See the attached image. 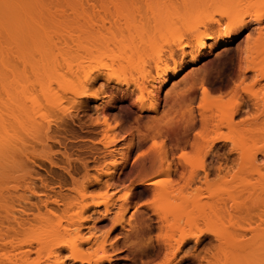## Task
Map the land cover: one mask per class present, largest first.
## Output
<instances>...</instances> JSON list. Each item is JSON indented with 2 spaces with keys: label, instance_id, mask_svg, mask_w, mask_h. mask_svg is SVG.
<instances>
[{
  "label": "rangeland",
  "instance_id": "374dc122",
  "mask_svg": "<svg viewBox=\"0 0 264 264\" xmlns=\"http://www.w3.org/2000/svg\"><path fill=\"white\" fill-rule=\"evenodd\" d=\"M82 2L76 15L72 1L45 0L47 10L29 17L35 24L13 22L0 34V161L12 175L0 185V264H264V26L250 17L259 0ZM226 9L245 21L233 42L190 66L188 52L196 51L187 49L163 86L159 72L182 51L152 68L159 105L141 112L135 83L143 65H153V49L178 42L165 20L186 34L199 17ZM243 58L256 71L238 94ZM115 71L130 86L108 83ZM90 74L100 77L80 96ZM202 86L211 92L206 100ZM244 126L251 159L216 139L240 140ZM138 181L158 183L135 187L125 201ZM111 193L110 204L94 205ZM142 200L147 208L137 211ZM73 250L91 263L73 261ZM102 255L111 261L96 263Z\"/></svg>",
  "mask_w": 264,
  "mask_h": 264
},
{
  "label": "bare ground",
  "instance_id": "6f19581e",
  "mask_svg": "<svg viewBox=\"0 0 264 264\" xmlns=\"http://www.w3.org/2000/svg\"><path fill=\"white\" fill-rule=\"evenodd\" d=\"M43 1L45 2V0H0V34L2 33V31H4L13 22H17L18 23L19 21L21 22L23 20L21 22L23 24H24V22L25 23L28 22V23L24 24L26 27H30L31 25H33L35 19L31 20L29 17L31 15H34L36 12L38 14L40 12V14H41L43 11L47 10V8H44V7H46V4ZM46 1H50V0H46ZM69 1H72V3H68V6L70 7L69 10H71L72 13L78 15V13L81 11L79 9H83L84 10V2H82L83 0L80 1V2H76V3H73L74 0H69ZM64 8H62V9H64ZM66 8H65V10H62L63 16H65L66 13H67L68 8H67V10H66ZM43 9H45V10H43ZM15 16L16 17H21L22 19H20V20L16 19V18L12 19ZM23 18L25 19V21H24ZM224 18H226L228 21L225 20ZM235 19H236V16H234V15L232 16L231 15L230 9L229 10H227V9L226 10H219L217 12L216 16H213V17H210L209 15H204V16L198 18V20H197L195 25L187 28L186 29L187 31L185 30L187 36H186V34H181V32H183V31L180 30V28L177 26L176 22L173 21V23H171V21L169 19H166L165 23L170 26L171 31L178 38V42L176 43V40H174V43H176V44H172L173 46L175 45V47H173L171 45V42L169 40H167L168 47L164 44L162 46L157 47L156 49H153L154 52L152 51L153 53H151V54H153L154 57H156V60L153 62V65H149V63L146 64L145 66L143 65L144 69L141 72L142 73L141 77L143 78V82H141V83H137L136 82L135 83V85L138 84L137 86L139 88V89L138 88H136V89H138L140 91V93H139L140 95L136 98V103H138L139 110L141 112H154V111L157 110L158 105H159V95L158 94L162 90H160V88H158V90L156 92L157 94L154 91L155 85H154L153 82H155L156 78H152V76L150 74V71H151L152 68H156V69L160 68L161 69L162 65H167L168 60H174L176 58L175 57L176 56V52H177V50L180 49L182 51L181 53H182V57L183 58L180 61L174 60V63L170 67L164 68L163 71L159 72V74H158L159 75L158 77H163V79L161 80L162 86L168 84L175 77V74L180 70L181 66L184 65L183 61L185 60V57L187 56V51H186L187 49H189L191 51H196L195 54H191V52H188V55L191 56V63L188 64L187 66H190V65H194V64L200 62L205 57V52L208 51V49H211V47L215 48V47L220 46L221 44L222 45H226V44H230V42H233V40L236 38L234 36V33L235 32L237 33V31L239 32V30L243 27V25H245L244 23L240 24L239 26L236 25L234 23ZM68 20H66V21H68ZM36 21H38V20L36 19ZM36 21H35V23H36ZM225 21H227L226 24H225ZM29 22H31V24ZM210 23H214L215 24V27H213L214 30L211 29V27L209 26ZM256 23H258V24L260 23L258 19H256ZM224 24H225V29H226L224 31L225 33L222 32V27H221ZM220 28H221V31H220ZM215 29H216V31H215ZM217 31L218 32L220 31V32L218 33ZM211 41H213L212 42L213 44L210 43ZM212 45H214V46H212ZM242 53H245V51L242 52ZM246 53H247V51H246ZM241 55H243V54H241ZM245 59H246V56H245ZM247 59H248V57H247ZM247 59H246V62H249V59L248 60ZM246 62L244 61V58H243L241 60V62L239 63L240 64L239 65V70L240 71H239V74H238L239 75L238 78L241 81L238 80V82H240L241 84L238 83V86L235 85L236 88H237V91L240 90L241 88H242L241 91H243V89L247 91V88L245 89V87H241L242 82L245 83L244 80H246V78H247L248 71H251L253 69L256 71V67H253L252 64L248 65V63L246 64ZM143 64H145V63H143ZM125 70H126V68H125ZM128 70H130L129 67H128ZM132 70H133V68H132ZM115 73H116V71H115ZM115 73L112 72V74L111 73L108 74V75L106 74V79H107L108 83L113 82V83H116L117 85H123V84L129 85L130 81L127 80V78H126L127 75L126 74H123L124 78H121L120 76L122 75V73H121V75L119 73H116V74ZM74 75L75 74L73 73L72 76L74 77ZM263 76H264V72H263ZM99 77H100V75H95V74L88 75L86 77L85 87L82 88V92L80 93L81 94L80 96H87L86 90L89 88V86H91V85L93 86V84L97 82ZM108 83L106 84V86H108ZM235 84H237V83H235ZM129 86L127 87V89H125L126 94L127 93H131L132 94V92H133V91H131ZM137 86H135V87H137ZM239 86L241 87L240 89H238ZM104 88H106V87L104 86ZM202 88H203V89H201L202 90V95H203L202 99L206 100L209 97H211V92H209V90H208V92L205 93L204 92V88H206V87L202 86ZM236 88H235V93H236ZM116 89H118V88H116ZM243 92H245V91H243ZM237 93L239 94L240 91H238ZM245 106L247 107V104H245ZM205 111L206 110H204V113H205ZM235 112H234V114H235ZM204 113L202 112L203 115L201 114L202 117H203L202 121H205L204 120L205 118L207 119V117L204 118V116L206 115V114L204 115ZM231 117L233 118V116H231ZM232 118H231V120L229 122L227 120L229 125L226 122V124L228 125V126L227 125L226 126L229 127L231 130L234 129L235 125L237 124V123L234 124V122H236V121H233ZM191 121L192 122L194 121L193 117H192ZM224 121H226V120H224ZM232 121H233L234 127H233L232 124L230 125V123ZM221 123H223V122H221ZM240 125H242V124H240ZM243 125H244V123H243ZM105 126H106L107 129L111 128L110 125L107 123V119L105 120ZM231 126H232V128H231ZM244 127L246 128L247 126H244ZM107 129H104V130L107 131ZM235 130H239V128L235 129ZM242 131H243V129H242ZM159 132H160V130H159ZM159 132L157 131L158 135L162 133V132H160V133ZM250 132H251V130H248L247 128L244 129L243 134L241 132L242 137H241L240 140H239L238 137L237 138L236 137L235 138L231 137V138L228 139V138L224 137L223 135L222 136H218L216 139H217V141L218 140L219 141L220 140H226V141L231 142L233 144V146L229 150V152L227 151L228 153H233V152H237L238 153V152H240L241 155H245V156H249L250 155L249 159H251L252 158L251 153L253 152V149H252V147H253V138L251 136L252 132L251 133ZM104 139H106L105 136H104ZM226 141H224V142H226ZM107 142L108 141H106V143ZM108 143L110 145L112 143H116V141H109ZM108 143H107L106 146H108ZM219 156L220 157L222 156L223 158L225 157L223 154L219 155ZM226 156H227V154H226ZM222 157H221V159H223ZM229 157L230 156L226 157V159L229 158ZM253 158H254V156H253ZM226 159H224V160H226ZM229 160H230V158L227 159L226 162H228ZM224 163H225V161H224ZM220 166H221L220 167V169H221L222 168V164ZM0 169H1L0 170V182H1L0 185L5 183V184H3L4 186H2L3 189H4L5 186L8 183L6 181V178L10 179L11 178L10 176H12V175L9 174L10 171H9V173L8 172L4 173V171H6V170H5V166L3 165V161H0ZM165 169L167 170V169H169V167H166V168L164 167V170ZM221 170H223V168ZM4 177H6V178H4ZM98 180H100V179H98ZM98 180L96 179L95 182L96 181L98 182ZM157 183H158L157 181H153V182L138 181V182H136L131 187L130 191L125 194L124 200L125 201L129 200L130 195L132 194L131 192L134 190L135 187L141 186V185L151 186V185H156ZM0 188H1V186H0ZM3 189H2V191H4ZM112 200H113V194L111 193L108 196H106L103 200L96 202L94 205L96 207L106 206V205L110 204V202ZM129 208H131L130 205H128L126 207V209L122 210L121 214L119 216L123 217L125 215L126 211ZM121 225H122L121 224V220L119 219V220L114 222L112 228L113 229H117V228L121 227ZM200 241H201L200 238L196 239V243L197 244L200 243ZM186 242H187V239L183 238L181 244H184ZM57 247H58L57 243H55V247L54 248H57ZM57 249H59V247ZM53 251H55V250L53 249ZM53 251H52V253H54ZM72 258H73V261H75V262L91 263V259H86L84 257L79 256L77 250H73ZM102 261H106V262L111 261L110 256L109 255H102L97 260H95L96 263H99V262H102Z\"/></svg>",
  "mask_w": 264,
  "mask_h": 264
},
{
  "label": "snow or ice",
  "instance_id": "6c2138e0",
  "mask_svg": "<svg viewBox=\"0 0 264 264\" xmlns=\"http://www.w3.org/2000/svg\"><path fill=\"white\" fill-rule=\"evenodd\" d=\"M249 6L250 7H255V4H251ZM259 6H260V9H261V11L259 12V14L257 15L256 13H252V14H250V17L253 20L258 19L259 22H260V24H261V26H264V0H259ZM234 23L239 26L240 24L245 23V21L242 20L241 18L237 17L234 20ZM204 92L207 93L208 92V89L207 88H204ZM200 106L203 107V105H200ZM196 135L197 136H200L201 133L197 132ZM156 146H157L156 145V142L153 141V147H156ZM141 155H144V153H141ZM181 156H182V158L187 157L188 156V153H186V152L185 153H181ZM145 202L148 203V201H145ZM69 264H70V262H69Z\"/></svg>",
  "mask_w": 264,
  "mask_h": 264
},
{
  "label": "crops",
  "instance_id": "0c3cea01",
  "mask_svg": "<svg viewBox=\"0 0 264 264\" xmlns=\"http://www.w3.org/2000/svg\"><path fill=\"white\" fill-rule=\"evenodd\" d=\"M143 187L144 188H152L151 186H146V185H141L138 188H143ZM145 201L146 200L138 201V203H137L138 210L137 211L146 210L147 206L145 205V203H146Z\"/></svg>",
  "mask_w": 264,
  "mask_h": 264
}]
</instances>
